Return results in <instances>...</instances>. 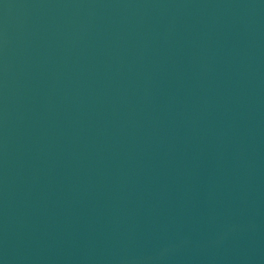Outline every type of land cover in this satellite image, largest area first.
Listing matches in <instances>:
<instances>
[{
  "label": "water",
  "instance_id": "water-1",
  "mask_svg": "<svg viewBox=\"0 0 264 264\" xmlns=\"http://www.w3.org/2000/svg\"><path fill=\"white\" fill-rule=\"evenodd\" d=\"M0 264H264V0H0Z\"/></svg>",
  "mask_w": 264,
  "mask_h": 264
}]
</instances>
